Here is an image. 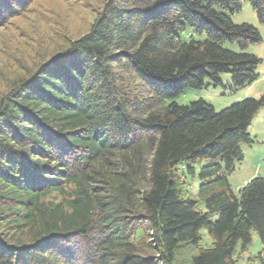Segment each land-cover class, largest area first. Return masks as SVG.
<instances>
[{"label": "trees", "instance_id": "obj_1", "mask_svg": "<svg viewBox=\"0 0 264 264\" xmlns=\"http://www.w3.org/2000/svg\"><path fill=\"white\" fill-rule=\"evenodd\" d=\"M240 1L105 0L87 34L0 98V264H176L180 246L188 264H237L252 233L264 245V178L237 195L228 182L264 96L219 112L174 102L222 73L258 79L260 34L230 19ZM244 1L264 24V0ZM23 3L0 0V25Z\"/></svg>", "mask_w": 264, "mask_h": 264}, {"label": "rangeland", "instance_id": "obj_2", "mask_svg": "<svg viewBox=\"0 0 264 264\" xmlns=\"http://www.w3.org/2000/svg\"><path fill=\"white\" fill-rule=\"evenodd\" d=\"M104 2L24 0L14 16L7 17L0 25V98L15 88L20 80L30 77L40 64L61 54L70 42L87 34ZM240 4L241 10L231 15L230 19L234 24H250L260 34L261 41L247 49V52L261 60L256 68L258 79L249 86L236 88L229 74L222 73L218 76L220 84L217 86L206 80L201 89L185 90L174 99L178 105L201 99L219 112L245 99L264 96V24L258 22L247 2L241 0ZM193 38L204 40L205 35L193 34ZM247 132L252 142L241 144L242 161L235 163L233 172L228 176L231 190L236 195L238 189L249 180L264 178V104L255 114ZM182 184L185 194L194 197L197 179L184 177ZM200 237L202 247L211 246L212 241L205 230L200 231ZM143 238L137 231L133 241L143 247ZM194 252L190 246H180L176 251V264H188ZM236 260L237 264H264V245L256 234H251V244L246 249H238Z\"/></svg>", "mask_w": 264, "mask_h": 264}]
</instances>
